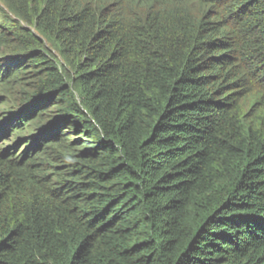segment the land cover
I'll list each match as a JSON object with an SVG mask.
<instances>
[{
    "label": "trees",
    "instance_id": "obj_1",
    "mask_svg": "<svg viewBox=\"0 0 264 264\" xmlns=\"http://www.w3.org/2000/svg\"><path fill=\"white\" fill-rule=\"evenodd\" d=\"M3 1L0 264H264V0Z\"/></svg>",
    "mask_w": 264,
    "mask_h": 264
},
{
    "label": "rangeland",
    "instance_id": "obj_2",
    "mask_svg": "<svg viewBox=\"0 0 264 264\" xmlns=\"http://www.w3.org/2000/svg\"><path fill=\"white\" fill-rule=\"evenodd\" d=\"M13 1L14 3L20 4L19 0ZM4 12L6 13V5L3 0H0V33L8 30L6 27H10ZM11 59H13L11 49L0 45L1 71L3 65L10 63ZM11 74L14 75L16 73L11 72ZM20 98L21 95L17 94V92L14 94H7L5 92L4 87L1 85L0 77V149L9 151L16 156L26 152V147L29 143L24 140H27L31 136L28 135L31 131V124L28 121H21L22 109L18 104ZM21 139L23 141H20Z\"/></svg>",
    "mask_w": 264,
    "mask_h": 264
}]
</instances>
